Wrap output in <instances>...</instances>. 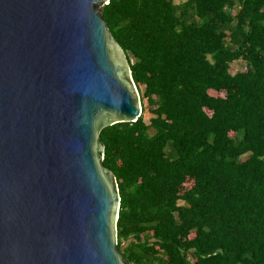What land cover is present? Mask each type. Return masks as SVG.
<instances>
[{
  "label": "trees",
  "instance_id": "16d2710c",
  "mask_svg": "<svg viewBox=\"0 0 264 264\" xmlns=\"http://www.w3.org/2000/svg\"><path fill=\"white\" fill-rule=\"evenodd\" d=\"M101 14L152 115L100 134L122 256L264 264V0H109Z\"/></svg>",
  "mask_w": 264,
  "mask_h": 264
},
{
  "label": "water",
  "instance_id": "95a60500",
  "mask_svg": "<svg viewBox=\"0 0 264 264\" xmlns=\"http://www.w3.org/2000/svg\"><path fill=\"white\" fill-rule=\"evenodd\" d=\"M109 0H0V264H128L102 130L142 116Z\"/></svg>",
  "mask_w": 264,
  "mask_h": 264
},
{
  "label": "rangeland",
  "instance_id": "374dc122",
  "mask_svg": "<svg viewBox=\"0 0 264 264\" xmlns=\"http://www.w3.org/2000/svg\"><path fill=\"white\" fill-rule=\"evenodd\" d=\"M185 0H174V2L176 3V4H180V3H182V2H184ZM102 5H100L99 6V10L101 11V9H102ZM243 67V66H242ZM239 68H241V67H239V64H236V65H233V67H232V72L234 73L235 72V70L237 69V70H239ZM212 95H214V96H221L220 94H215V93H211ZM142 106H143V116H144V118L146 119V120H148V119H150L151 117H152V115L149 113V107H148V101L146 100V99H142ZM230 135H234V133H231ZM186 188H188V187H190V186H192V181L191 180H189L185 185H184Z\"/></svg>",
  "mask_w": 264,
  "mask_h": 264
},
{
  "label": "clouds",
  "instance_id": "9594fccd",
  "mask_svg": "<svg viewBox=\"0 0 264 264\" xmlns=\"http://www.w3.org/2000/svg\"><path fill=\"white\" fill-rule=\"evenodd\" d=\"M140 96V95H139Z\"/></svg>",
  "mask_w": 264,
  "mask_h": 264
}]
</instances>
